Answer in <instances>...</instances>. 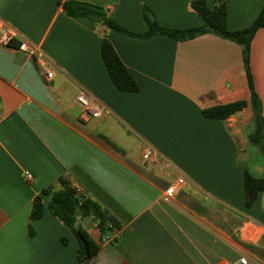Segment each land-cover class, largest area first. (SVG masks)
Returning a JSON list of instances; mask_svg holds the SVG:
<instances>
[{
    "label": "crops",
    "instance_id": "crops-1",
    "mask_svg": "<svg viewBox=\"0 0 264 264\" xmlns=\"http://www.w3.org/2000/svg\"><path fill=\"white\" fill-rule=\"evenodd\" d=\"M69 1L100 6L136 34L148 30L146 8L164 27L202 25L192 7L199 0H0V23L17 32L9 48L0 47V264H80L76 237L48 210L52 195H42L60 189L61 179L106 216L104 233L93 217H78L99 245L88 264L264 262V194L245 206V173L264 180L261 150L249 140L251 106L223 122L203 116L211 107L250 102L242 48L211 34L186 42L130 37L68 17ZM263 6L227 0L229 30L251 26ZM105 40L138 93L111 82ZM24 41L41 47L55 71L51 81L18 51ZM250 68L264 115V29L252 41ZM83 91L103 105L101 118L81 117L76 99ZM147 149L160 156L155 166L143 159ZM179 178L185 183L165 202ZM40 195L43 217L33 221Z\"/></svg>",
    "mask_w": 264,
    "mask_h": 264
},
{
    "label": "trees",
    "instance_id": "trees-1",
    "mask_svg": "<svg viewBox=\"0 0 264 264\" xmlns=\"http://www.w3.org/2000/svg\"><path fill=\"white\" fill-rule=\"evenodd\" d=\"M192 7L201 18L202 25L199 27L181 29L161 26L153 12L146 8L144 18L148 30L145 33L136 34L123 28L118 22L108 17L107 11L100 6L75 1H69L63 5L65 14L70 18H86L95 24H101L107 29L115 30L134 38L147 39L155 36H163L178 42H186L202 35L211 34L238 44L243 52V61L251 94L250 102L237 101L226 105L211 107L203 110V116L207 119L223 122L250 105L255 122V132L250 136L249 140L252 145L261 150L264 159L263 108L260 97L254 87L250 68L252 41L257 31L264 29V6L251 26L236 31H231L228 28L227 0H216L214 9H210L203 0L195 1ZM101 55L110 80L118 91L127 93H138L140 91L138 83L122 63L113 45L107 40L102 44ZM59 183L61 185L60 189L56 186H51L43 190L42 195H52L48 204V210L73 232L78 241V261L80 264H88L93 256L98 253L99 245L82 226L77 224L78 217H93L99 222L101 232L104 233L107 223L106 216L97 203L79 196L77 190L69 186L63 179L59 180ZM261 193L264 194V180L255 178L248 172L245 173V206L251 208ZM42 195L37 196L34 200L31 214L33 221L43 217L44 206ZM63 243H66V241L63 240Z\"/></svg>",
    "mask_w": 264,
    "mask_h": 264
},
{
    "label": "built area",
    "instance_id": "built-area-1",
    "mask_svg": "<svg viewBox=\"0 0 264 264\" xmlns=\"http://www.w3.org/2000/svg\"><path fill=\"white\" fill-rule=\"evenodd\" d=\"M17 37V32L12 27L0 23V47L1 48H9L11 46L12 41ZM18 51L22 54H25L29 58L35 60L38 64L40 70L44 74V78L46 81H51L54 78L55 71L50 68L46 62L45 56L41 50L39 45H32L28 42H22L18 48ZM77 104L82 109L81 117L83 119L89 118H101L105 112V109L102 104L95 100V98L87 92H81L77 96L76 99ZM143 159L155 166L158 162H160L159 154L153 152L150 149H147L143 154ZM169 165H164V169L166 171L169 170ZM27 179L32 180L33 176L31 174H27ZM185 183L183 178H179L175 185H171L166 191L164 200L165 202H171L175 199L176 190L178 186H181ZM77 193L79 191L77 190ZM226 264H264V262L249 256H243L237 261L227 262Z\"/></svg>",
    "mask_w": 264,
    "mask_h": 264
}]
</instances>
